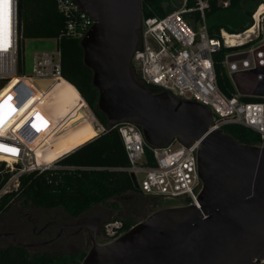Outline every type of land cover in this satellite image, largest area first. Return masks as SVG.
<instances>
[{"label":"water","instance_id":"obj_1","mask_svg":"<svg viewBox=\"0 0 264 264\" xmlns=\"http://www.w3.org/2000/svg\"><path fill=\"white\" fill-rule=\"evenodd\" d=\"M74 2L93 20L79 45L98 93L96 108L111 126L124 121L139 126L150 146L163 147L175 138L184 144L197 142L201 180L195 196L199 207L194 203L159 207L120 235L101 242L93 227L91 246L80 264H261L264 145L240 142L222 129H210L213 114L207 106L140 80L131 58L140 40L142 0ZM21 20L22 0H17L18 33ZM18 45L21 73L20 42ZM242 56L246 53L234 57ZM254 57L255 67L234 71L230 79L238 93L264 96V62H259L256 52ZM37 83L47 88L52 81ZM89 114L86 108V116ZM83 115L82 109L77 110L63 128ZM91 122L98 130L93 116ZM130 177L137 189L132 173Z\"/></svg>","mask_w":264,"mask_h":264},{"label":"built area","instance_id":"obj_2","mask_svg":"<svg viewBox=\"0 0 264 264\" xmlns=\"http://www.w3.org/2000/svg\"><path fill=\"white\" fill-rule=\"evenodd\" d=\"M187 2L188 0H182L179 9L167 12L163 16L142 14L140 40L131 58V62L135 64L134 70L140 73V80L147 86L160 88L181 99L194 100L207 106L213 114L210 129H222L228 124H241L257 132L264 140V103L245 101L241 97L248 95H242L236 89V92L229 96L219 88L216 81L213 54L222 45L237 47L243 42L236 39V45L231 46L227 43L225 35L228 32L224 29L220 30L219 38L210 37L205 20L209 0H195L193 6H189ZM219 2L223 6L228 4V0ZM55 3L57 10L65 17L64 34L79 40L84 37L93 24L89 15L82 11L74 0H55ZM194 11H198L200 15L197 29L193 28L184 16ZM8 13L7 50L0 51V81L4 82L0 88V103L8 100L10 96L11 100L8 103L15 111L9 113L7 108L3 111L0 145L16 149L17 152L13 154L0 151V164H4L3 169H0V182L4 174L9 173L7 179L0 185V201L4 195L9 194L10 203L19 190L22 175L56 167L57 159L51 163L38 162L36 151L45 150L62 132L59 128L73 117L78 109L64 120L58 121L36 109L34 99L38 91H45L52 84L42 88L37 81L53 82L56 78H62L60 36L53 38L57 43L54 50H36L33 53L31 74L23 73V60L21 73H18V44L20 42L21 47L22 36L21 32L18 33L17 0H10ZM250 29L252 28L244 32L249 34ZM232 57L234 56L231 53H227L224 60L229 77L234 71L255 67L247 64L245 56L240 57L241 60H233ZM237 63H242V67L237 68ZM20 84H24V89L18 91ZM6 86L10 87L2 92ZM14 92L17 94L13 96ZM85 106L99 127L92 138L94 139L103 134L106 128L86 102ZM33 124L38 126L39 131L32 127ZM109 127L116 128L119 133L128 159V165L119 169L134 175L138 184L137 189L141 193L161 199H178L176 202L178 204L194 203L199 207L195 198L201 189L197 142L184 144L175 138L166 146L153 147L145 141L141 128L129 121ZM261 144L264 145L263 142ZM146 149L150 152L149 156ZM121 233V220L104 222L102 228L104 241ZM261 264H264V260Z\"/></svg>","mask_w":264,"mask_h":264},{"label":"trees","instance_id":"obj_3","mask_svg":"<svg viewBox=\"0 0 264 264\" xmlns=\"http://www.w3.org/2000/svg\"><path fill=\"white\" fill-rule=\"evenodd\" d=\"M194 3L195 0L187 2L189 6H193ZM257 5V0H228L227 6H223L219 0H209V7L205 10L209 36L219 38L220 30L224 29L228 32L225 35L227 43L231 46L236 45V39L242 36L238 33L251 26V15ZM169 10L170 8L163 7L162 0H142L143 16H163ZM184 16L192 26H195L200 17L198 11L186 13ZM64 28L65 17L57 10L55 0H22L21 36L27 38L60 36L62 78L54 79L49 89L38 91L34 99L35 107L43 104V112L54 121L64 120L75 109H82L85 115L79 123L74 121L75 124H68L65 128L62 125L59 128L62 132L48 144L47 150L50 155L61 157L57 160L60 167L22 175L19 190L13 197L15 205L12 206V202L8 203L9 194L4 195L0 201V214L15 207L27 212L35 208H60L65 213L77 217L89 207L103 204L111 213L106 221L121 220L123 232L138 220L134 215L121 216L119 213L125 209L120 202L113 200L114 198L129 192L153 198L150 211L167 204L164 199L141 193L133 186L129 173L119 169L128 165L123 142L116 128H110L106 117L96 108L98 93L91 84L90 69L83 64L79 39L65 35ZM229 33L233 36H229ZM232 49L236 47L222 45L213 54L217 84L229 96L235 89L227 74L224 60L225 55ZM3 85L4 82L0 81V88ZM10 86H6L5 89ZM23 86L24 84H20L18 91L24 89ZM16 94L14 92L13 96ZM241 99L264 103V97L243 96ZM84 101L106 128L103 134L94 139L92 138L97 132L96 129L93 131L92 116L90 114L86 116ZM222 130L240 142L264 143L257 132L241 124H228L223 126ZM36 153L37 161L40 162L41 150H37ZM146 153L149 156L148 149ZM3 167L4 164L1 163L0 169ZM8 176L9 173L4 174L0 185ZM87 250L84 248L68 253L29 252L26 247L18 245L13 240L2 239L0 264H80Z\"/></svg>","mask_w":264,"mask_h":264},{"label":"flooded vegetation","instance_id":"obj_4","mask_svg":"<svg viewBox=\"0 0 264 264\" xmlns=\"http://www.w3.org/2000/svg\"><path fill=\"white\" fill-rule=\"evenodd\" d=\"M260 6H264V4L260 3L253 16L255 19ZM248 32L254 31L250 29ZM249 40L251 41L247 45L248 48L245 52V57L248 60L249 66H251L256 63L254 57L255 52L258 54V52L263 51L264 40L261 39L255 42L252 39ZM257 42L259 43L257 44ZM135 194L134 198H143V196L137 193ZM126 198L129 200V205L124 207L126 213L129 212V215H131L134 212H139L133 205L135 202L131 199L132 196ZM155 198L161 199L158 197ZM164 200L166 204H173L179 201L178 199ZM12 209V216L1 221L0 240L18 241L29 252L39 253H68L84 248L89 249L91 246V229L94 227L96 239L100 242L103 241V224L110 217L109 215H111L110 209L106 208L103 204H95L77 217L65 213L60 208H35L30 212L20 211L16 207ZM76 245L78 246L75 248Z\"/></svg>","mask_w":264,"mask_h":264},{"label":"rangeland","instance_id":"obj_5","mask_svg":"<svg viewBox=\"0 0 264 264\" xmlns=\"http://www.w3.org/2000/svg\"><path fill=\"white\" fill-rule=\"evenodd\" d=\"M260 2H261V4H264V0H259L258 3H260ZM162 5L165 9L170 8V10L168 11V12H170V11H174V10L179 9L182 6V0H162ZM259 5L256 7V9L254 10V12L251 15V19H252L251 23L252 24L250 27L252 28V30L254 32H250L251 33L250 36H248V34L244 32L246 29L244 31L240 32V34H242V36L238 40L242 41L243 44L238 46V48L236 47V49H232L229 51V53H231L233 56H237L239 53H244L247 51V48H248L247 44L249 43V41H251L249 39H252L254 42L260 41L261 39L264 40V6H260L259 11H257L256 20H254L255 17L253 18V16H254L256 10L258 9ZM193 24H194V22H193ZM199 24H200L199 21H197L195 23V26H193V28L197 29ZM258 43L259 42H257V44ZM21 44H22L21 48H22V60H23V73L24 74H31L32 65H33V53L36 50L51 51L57 47V43L53 40V38H27V37L22 36ZM225 47H230V46H225ZM251 47H253V46H251ZM232 58H233V60H237L236 59L237 57H232ZM239 60H241V59H239ZM226 71H227V69H226ZM227 74H228V72H227ZM235 92H236V90H235ZM41 156H42V158L40 159V162L46 161L48 163H51L52 161H55L56 159L57 160L60 159V157L51 156L49 151L47 150V148H46V151L45 150L41 151ZM59 156H61V155H59ZM57 160L55 161V165H56V167H60V165L57 164ZM134 195H136V194L129 192V193L122 194L120 197L114 198L113 200L120 202V204L123 207H125V206L129 205V200L126 197L132 196L131 199L134 200V202H135L133 205H134L135 209H138L139 212H136V213L134 212L131 215H134L136 220H140L147 213H149L150 209L152 208L151 202L154 199L150 198V197L134 198ZM11 202H12V206L15 205V203H16L13 200ZM175 204H178V203H175ZM12 211H13V209L11 208L8 211L0 214V224H1L2 220H5V219L9 218L10 216H12V214H11ZM119 214L121 216H124V217L130 216L129 212L126 213L125 210L121 211ZM109 216H111V215H109ZM77 246L78 245H76L75 248ZM72 248H74V247H72Z\"/></svg>","mask_w":264,"mask_h":264},{"label":"snow or ice","instance_id":"obj_6","mask_svg":"<svg viewBox=\"0 0 264 264\" xmlns=\"http://www.w3.org/2000/svg\"><path fill=\"white\" fill-rule=\"evenodd\" d=\"M10 0H0V51H6L8 45V6ZM11 100V97H8V100L0 103V124L3 123V111L7 108L9 113L15 111V109L8 103ZM33 128H36L39 131V128L36 124L32 125ZM0 151H7L15 154L17 152L16 149L7 148L4 145H0Z\"/></svg>","mask_w":264,"mask_h":264},{"label":"bare ground","instance_id":"obj_7","mask_svg":"<svg viewBox=\"0 0 264 264\" xmlns=\"http://www.w3.org/2000/svg\"><path fill=\"white\" fill-rule=\"evenodd\" d=\"M249 31V30H248ZM241 35V34H240ZM229 36H233V35H229ZM263 57H264V53H263V51H261V52H258V59H259V62L260 63H263L264 62V59H263ZM233 59V58H232ZM61 78V77H60ZM6 90H3L2 92H5ZM3 94V93H2ZM1 94V95H2ZM36 109H39V110H41V111H44V107H43V104H40V105H38L37 107H36ZM94 129L95 128H93V131H94Z\"/></svg>","mask_w":264,"mask_h":264},{"label":"crops","instance_id":"obj_8","mask_svg":"<svg viewBox=\"0 0 264 264\" xmlns=\"http://www.w3.org/2000/svg\"><path fill=\"white\" fill-rule=\"evenodd\" d=\"M228 34V33H227ZM73 151V150H72ZM63 157V156H62Z\"/></svg>","mask_w":264,"mask_h":264}]
</instances>
